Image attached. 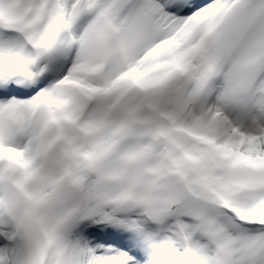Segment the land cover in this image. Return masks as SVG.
<instances>
[{
    "label": "snow or ice",
    "instance_id": "6c2138e0",
    "mask_svg": "<svg viewBox=\"0 0 264 264\" xmlns=\"http://www.w3.org/2000/svg\"><path fill=\"white\" fill-rule=\"evenodd\" d=\"M0 264H264V0H0Z\"/></svg>",
    "mask_w": 264,
    "mask_h": 264
}]
</instances>
